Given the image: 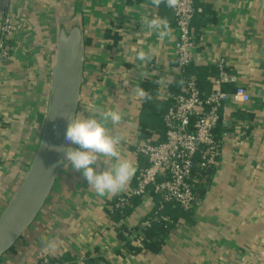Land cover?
<instances>
[{"label":"crops","instance_id":"obj_1","mask_svg":"<svg viewBox=\"0 0 264 264\" xmlns=\"http://www.w3.org/2000/svg\"><path fill=\"white\" fill-rule=\"evenodd\" d=\"M3 3L0 26L9 16L14 29L7 36L10 54L0 62V215L41 141L59 40L76 30L83 50L76 114L90 115L89 107L119 109L123 118L108 125L109 133L123 135L119 151L136 171L125 190L99 197L65 161L69 168L62 164L42 210L0 264H39L44 258L70 264H264V0H194L190 69L216 68L224 59L251 100L228 101L221 108L216 127L221 159L216 168L195 175L204 195L191 212L178 214L161 252L137 254L122 247L115 227L133 229L156 199L140 197L133 213L114 226H107L105 215L110 199L133 188L148 165L136 146L165 135L160 129L180 80L174 69L178 34L173 10L165 4L157 8L152 0H7L6 11ZM154 16L171 28L164 40L144 23ZM141 49L151 50L150 61L137 59ZM152 86L157 92L151 100L134 92L140 87L149 93ZM114 163L105 158L97 168ZM175 214L171 208L164 213ZM42 237L57 240V249L46 250Z\"/></svg>","mask_w":264,"mask_h":264},{"label":"built area","instance_id":"obj_2","mask_svg":"<svg viewBox=\"0 0 264 264\" xmlns=\"http://www.w3.org/2000/svg\"><path fill=\"white\" fill-rule=\"evenodd\" d=\"M171 9L176 17L178 34L174 69L181 84L164 117L166 139L158 144L146 141L136 146V152L146 158L148 165L139 171L133 188L110 199L105 215L108 227L115 225L111 220L115 211L125 209L133 199L146 196L150 190L161 197L162 206L175 204L184 211L193 210L198 201L196 172H209L221 159V142L214 133L221 108L228 101L244 104L251 100L249 92L239 83L238 76L229 71L224 59L215 64L217 74L209 78L210 91H202L198 76L189 71L195 45L192 31L194 0H179L178 7ZM13 29L12 18L5 17L0 26V62L10 54L7 36ZM224 85L233 86V90H224ZM159 218L156 215L153 220ZM150 225V220L142 224L145 228ZM39 264L70 263L44 258Z\"/></svg>","mask_w":264,"mask_h":264},{"label":"water","instance_id":"obj_3","mask_svg":"<svg viewBox=\"0 0 264 264\" xmlns=\"http://www.w3.org/2000/svg\"><path fill=\"white\" fill-rule=\"evenodd\" d=\"M7 0L2 8L6 11ZM81 34L73 31L59 40L52 91L41 141L27 174L0 215V258L34 222L56 182L64 160L69 119L76 114L82 85Z\"/></svg>","mask_w":264,"mask_h":264},{"label":"clouds","instance_id":"obj_4","mask_svg":"<svg viewBox=\"0 0 264 264\" xmlns=\"http://www.w3.org/2000/svg\"><path fill=\"white\" fill-rule=\"evenodd\" d=\"M155 7L165 4L169 8H177L179 0H152ZM147 27L156 32L160 40L170 36L171 28L166 19L154 16L151 19L144 18ZM151 50L143 49L137 52V59L140 61H150ZM134 92L145 100H151V94L143 88L137 87ZM90 115L77 113L69 119L65 139L70 144L78 147L63 148L65 164L67 161L71 169L82 173L90 188L94 189L97 196L105 197L119 193L127 187L133 178L136 168L131 160L122 158L119 146L124 137L121 134L112 135L109 133L108 125L119 124L122 120V113L119 109L104 110L86 109ZM105 158L115 161L113 166L99 171L97 165L105 162ZM66 168H69L66 166ZM42 243L46 250L54 251L58 247V241L48 237H42Z\"/></svg>","mask_w":264,"mask_h":264},{"label":"trees","instance_id":"obj_5","mask_svg":"<svg viewBox=\"0 0 264 264\" xmlns=\"http://www.w3.org/2000/svg\"><path fill=\"white\" fill-rule=\"evenodd\" d=\"M190 68L189 71L198 76L199 86L202 89V91L208 93L211 87L208 77L216 75L217 69L212 67H206V68H200L199 70H193ZM180 84H181V80H178V85H177L178 89L177 88L174 89L175 91H177V93L179 91ZM144 88L148 89V86L145 85ZM156 92L157 89L155 86H152V88L149 90V94H151V96H153L154 93ZM171 104H172V98L170 101H168V109L171 106ZM216 129L214 133H215V137L218 139L216 135ZM160 130H163L165 132L164 138H162L161 141L154 142L155 144L162 143L166 139L165 123L163 124V127ZM197 184L195 187V191L197 194V198L199 200L204 195V190L202 189V186H199V184L198 185ZM148 195H151L154 199H156L155 202L156 204L150 214H148L133 229H128L122 224L120 225L118 224L119 226L117 225V227H115V235L119 240V243L122 244L123 248H127V250L133 254L142 253V252L145 253L161 252L165 246L167 236L172 232L173 228L175 227V224L177 223L179 217L178 214L182 215L191 212V211H184L181 207L175 204H166L165 206H162L161 197L158 194H156L153 190H150ZM139 200L140 197H137L133 199L131 201V204L127 206L125 209L118 210L113 213L114 215L112 216V220L114 221L115 225L127 219L133 213L134 208L136 207V205H138ZM110 204L113 205V202H111ZM169 208H171L173 212H175L176 214L169 217L164 215V213L166 214V209ZM156 215H159L160 218L157 220H153ZM147 220L151 221V225L145 228L142 226V224ZM54 260H58V259H54Z\"/></svg>","mask_w":264,"mask_h":264}]
</instances>
